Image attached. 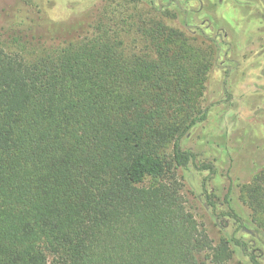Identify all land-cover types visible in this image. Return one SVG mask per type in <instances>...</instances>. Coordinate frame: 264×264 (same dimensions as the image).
Segmentation results:
<instances>
[{
	"label": "trees",
	"instance_id": "16d2710c",
	"mask_svg": "<svg viewBox=\"0 0 264 264\" xmlns=\"http://www.w3.org/2000/svg\"><path fill=\"white\" fill-rule=\"evenodd\" d=\"M115 9L7 28L16 51L0 44V264H229L232 245L246 249L213 244L176 175L194 160L181 140L207 117L212 47L146 14L120 25ZM9 10L0 5V21ZM241 194L264 237V166Z\"/></svg>",
	"mask_w": 264,
	"mask_h": 264
},
{
	"label": "rangeland",
	"instance_id": "374dc122",
	"mask_svg": "<svg viewBox=\"0 0 264 264\" xmlns=\"http://www.w3.org/2000/svg\"><path fill=\"white\" fill-rule=\"evenodd\" d=\"M2 3L10 6V13L0 21V44L9 52L16 49L7 42L6 32L18 31L16 23L24 30L37 20L62 22L87 9H93L96 17L109 3L122 14L115 16L118 23L127 18L130 25L129 17L134 22L138 14L153 16L187 38L211 46L213 66L201 99L207 117L180 142L181 149L194 156L193 163L176 172L180 192L187 210L213 244L221 238H236L245 244L244 252L231 246L229 264H252L249 254L264 264V237L241 194L264 166V0H0ZM126 29L122 34L127 45L136 34L133 27ZM202 163L212 164L213 170L199 171L196 166Z\"/></svg>",
	"mask_w": 264,
	"mask_h": 264
}]
</instances>
